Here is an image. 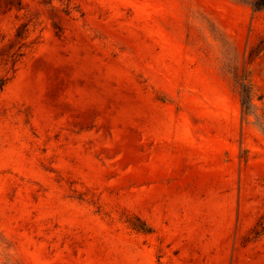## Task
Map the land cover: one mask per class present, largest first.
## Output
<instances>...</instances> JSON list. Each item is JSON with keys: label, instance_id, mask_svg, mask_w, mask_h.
I'll use <instances>...</instances> for the list:
<instances>
[{"label": "rangeland", "instance_id": "374dc122", "mask_svg": "<svg viewBox=\"0 0 264 264\" xmlns=\"http://www.w3.org/2000/svg\"><path fill=\"white\" fill-rule=\"evenodd\" d=\"M255 2L0 0V264H264Z\"/></svg>", "mask_w": 264, "mask_h": 264}, {"label": "trees", "instance_id": "16d2710c", "mask_svg": "<svg viewBox=\"0 0 264 264\" xmlns=\"http://www.w3.org/2000/svg\"><path fill=\"white\" fill-rule=\"evenodd\" d=\"M255 9L257 10H264V4H262V2H255L254 4ZM251 90L250 85L246 84V80L244 81V83L242 84V91L243 92H248ZM243 103H246V100L243 101Z\"/></svg>", "mask_w": 264, "mask_h": 264}]
</instances>
